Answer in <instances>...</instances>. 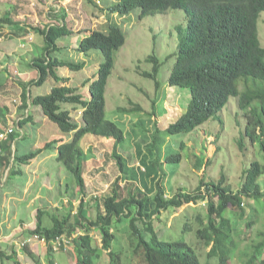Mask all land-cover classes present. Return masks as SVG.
Returning <instances> with one entry per match:
<instances>
[{"label": "rangeland", "instance_id": "1", "mask_svg": "<svg viewBox=\"0 0 264 264\" xmlns=\"http://www.w3.org/2000/svg\"><path fill=\"white\" fill-rule=\"evenodd\" d=\"M117 0H0V131L13 128L12 154L34 152L35 157L20 165L15 163V172L0 176V241H6L4 251L15 250L18 264H76L77 253L72 242H64L65 248L51 249L47 242L35 240L29 243L37 256L34 261L23 248L26 241L20 237L36 225L37 208L62 213L70 201L72 213L80 199L87 203L89 216H96V198L110 190L109 182L118 174L125 188L137 186L150 195L155 181L160 180L167 196L183 188L192 191L200 180L217 182L223 173L235 190L241 182V175L251 160L264 162V134L251 138L245 133L249 111L238 106L236 96H231L217 117L208 119L191 132L168 133L170 124L185 111L190 93L185 87L168 83V77L175 62L179 29L185 27L182 9L170 8L164 13H155L139 18V9L127 14L111 12ZM65 23L72 30L70 35L59 40L60 49L50 53L64 62L82 63L80 69L63 65L56 74L68 77V85L75 87L82 100L89 98L88 87L102 61L99 49L80 52L77 42L86 30L107 32L111 24L119 26L125 34V42L116 51L114 66L105 91V118L115 122L124 132V141L117 142L110 137L91 133L80 140V147L86 156L85 181L88 195L80 196L73 184V177L64 165L55 159L53 147L44 141L68 134L43 117L41 111L31 103L30 97L46 94L55 85L50 76L40 85L32 82L38 71L30 65L31 59L40 56L44 50L43 36L36 31L49 24ZM258 38L264 46V11L257 21ZM155 55L160 62L156 79L143 72H152L153 63L148 56ZM240 90L244 89L242 81ZM140 111L133 110L136 105ZM71 113V120L82 123V104L63 105ZM255 110H260L259 100L253 101ZM33 113V121L22 126L19 121ZM264 126V118L262 117ZM259 135L260 129H255ZM72 136V135H71ZM10 137L5 141L9 143ZM184 143V146H181ZM181 154L180 162L166 161L170 154ZM201 158V165L196 167ZM3 169V168H2ZM6 168L3 170L5 171ZM123 172V173H122ZM172 175V176H171ZM264 188V175L259 178ZM71 185L70 187H68ZM166 196V197H167ZM250 204V205H249ZM205 209V202L184 203L179 208L162 212L153 218L158 236L170 234L179 236L180 229L188 219H195L197 212ZM226 216L233 217L235 210ZM253 214V216H249ZM247 217L257 221L245 229L247 239L239 246L250 242L257 233L264 231V198L248 201ZM129 219L123 218L113 228L115 242L113 249L120 248V264H142L138 253L133 252L136 238L129 226ZM238 220V219H237ZM196 221V220H195ZM194 221V222H195ZM137 225L141 223L137 221ZM93 245L101 246V238L93 228ZM26 235V234H25ZM191 237V234L189 235ZM194 240V239H192ZM238 246V247H239ZM206 248L205 250H207ZM202 250V252H205ZM19 253V255H17ZM103 255V256H102ZM97 264H109L107 255L102 254ZM51 256V257H50ZM214 264H215V260ZM0 264H16L14 259L3 256ZM230 264H243L233 255Z\"/></svg>", "mask_w": 264, "mask_h": 264}, {"label": "trees", "instance_id": "2", "mask_svg": "<svg viewBox=\"0 0 264 264\" xmlns=\"http://www.w3.org/2000/svg\"><path fill=\"white\" fill-rule=\"evenodd\" d=\"M170 8L183 10L185 27L179 29L175 62L168 83L187 88L190 99L185 111L166 131L187 134L208 119L217 117L228 99L236 96L238 106L249 111L245 133L252 139L262 136L264 46L258 38L257 21L264 11V0H117L110 11L124 15L139 9V18H142L164 13ZM36 31L43 36L44 50L40 56L31 59L30 65L38 71L37 79L32 82L40 85L46 78L54 76L58 83L52 85L46 94L31 96V103L38 106L61 132L72 133L66 141L54 140L55 159L72 175L71 184L77 193L87 196L89 189L84 176L86 156L80 147L81 138L91 133L113 138L117 142L124 141L123 130L105 118V91L115 53L124 44L125 34L119 26L111 24L107 32L86 30V34L77 42L76 49L80 52L99 49L102 54V61L88 87L89 98L82 100L76 88L66 83L69 78L56 74V70L63 65L78 70L83 64H72L50 56L51 52L60 49V38L70 35L72 30L65 23H59ZM147 60L153 63V70L142 74L154 78L155 88L158 89L160 84L156 74L160 62L155 55L148 56ZM240 81L244 84L243 90L238 87ZM254 100H259V111L253 107ZM67 103L75 106L82 104V123L71 120L70 110L63 106ZM133 110L140 111L141 107L137 104ZM26 121H32V117L28 115L19 121V125ZM256 128L260 129L259 135ZM9 137V143H2L0 154V167L8 168V175L15 172L16 161L22 165L35 157L34 152L12 154L11 144L15 137L13 133ZM172 160L180 162L181 154L166 157L167 162ZM201 161L199 158L196 167L202 164ZM261 175H264V162L253 159L243 171L240 185L235 190L222 173L217 182H204L201 179L192 191L179 188L167 196L160 180L155 181L153 192L147 195L137 186L126 189L125 184L120 183L122 175L118 174L109 182L110 190L95 199L94 219L89 216L87 203L82 197L73 213L70 201L62 213L38 207L35 227L26 230V235L22 234L21 238L26 241L23 248L36 262L38 258L29 247L32 240L28 242V238L32 239L34 234L43 237L50 255L55 238L67 237L68 242L73 241L77 253L76 264H97V259L104 253L109 264H120V248H112L115 242L113 228L116 222L128 218L136 238L133 252L139 254L142 264H214L213 260L215 264H230L233 255H237L243 264H264V231L258 232L244 246L238 244L247 239L242 237L245 229L256 224L254 217L243 218L247 217L248 201L264 198V188L259 183ZM200 200L205 202V209L197 212L195 219L184 222L176 239L170 234L158 236L153 225L154 216L179 208L184 203ZM234 210L237 213L233 217L226 216L228 211L233 213ZM137 221L141 226L137 225ZM91 228L100 235L99 247L93 245V235L89 233ZM59 244L60 249L65 248L63 241ZM15 254V250L9 253L0 249V259L7 256L18 264Z\"/></svg>", "mask_w": 264, "mask_h": 264}, {"label": "built area", "instance_id": "3", "mask_svg": "<svg viewBox=\"0 0 264 264\" xmlns=\"http://www.w3.org/2000/svg\"><path fill=\"white\" fill-rule=\"evenodd\" d=\"M13 128L12 127H8L4 130H1L0 131V154L2 153V143L9 137V134L13 133ZM7 173H8V168L5 169V171L0 167V176H3L4 175V179L5 177L7 176ZM41 240V241H44L45 242V239L43 237H40L38 236L37 234H34L32 236V239L28 238L27 241L30 242L31 240L32 241H35V240ZM25 240H22L21 242H24ZM60 241H63V242H68V238L67 237H56L55 240L53 241L52 243V249L54 250H57L58 249V246L60 247Z\"/></svg>", "mask_w": 264, "mask_h": 264}, {"label": "crops", "instance_id": "4", "mask_svg": "<svg viewBox=\"0 0 264 264\" xmlns=\"http://www.w3.org/2000/svg\"><path fill=\"white\" fill-rule=\"evenodd\" d=\"M40 111H41V113H42V110L38 107V106H36ZM43 114V113H42ZM31 117H32V115H33V113H31L30 112V114H29ZM43 117H44V114H43ZM34 120V117H32V121ZM71 135H72V133H70V134H68V136H67V139L66 140H68V139H70L71 138ZM57 139H61V140H63L64 141V139L62 138V137H59V138H57ZM7 141H4L3 143H6ZM45 142V146H48L49 148H51V147H53L52 145H53V143H54V141L50 138V139H48V141H44ZM47 144H49V145H47ZM55 149H56V146L54 147ZM20 154H23L22 152H20ZM12 156V155H11ZM10 160H12V158H10ZM25 235V234H24ZM23 237V236H22ZM21 238V237H20ZM22 239V238H21ZM21 241V240H20ZM33 242H35V241H32V243ZM6 244H7V242L6 241H4V242H1L0 241V249H6L5 247H6ZM14 250V249H13ZM17 255H19V253L17 254Z\"/></svg>", "mask_w": 264, "mask_h": 264}]
</instances>
